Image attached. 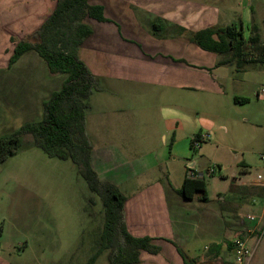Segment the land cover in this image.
<instances>
[{"label": "crops", "instance_id": "0c3cea01", "mask_svg": "<svg viewBox=\"0 0 264 264\" xmlns=\"http://www.w3.org/2000/svg\"><path fill=\"white\" fill-rule=\"evenodd\" d=\"M88 3L102 7L106 19L87 21L92 34L79 51L101 88L95 92L99 99H94V93L89 98L90 105L100 101L101 112L95 113L90 105L86 112L90 164L101 181L114 185L125 196L129 234L158 239L160 253H142L140 264H184L177 248L195 264H230L223 255L232 254L231 242L237 235H245L250 226L241 219L238 228L233 209L228 211L223 204L208 208L209 202L186 200L175 192L186 178L187 155L181 147L186 148L189 138L182 137L187 127L191 128L189 137L194 138L202 128L213 126L216 149H228L227 141L234 147L238 141L241 151L264 146V64L251 63L241 69L218 65V55L189 39L192 33L207 28L233 27L241 30L246 40V35H253L254 26L260 44H264L258 27L264 24V0ZM55 4L56 0H0V63L4 64L0 65V81L20 87L19 98H11V103L31 101L42 107L61 87L64 79L54 85V75L34 52L5 68L15 43L23 40H16L15 32L33 34ZM204 89L215 95V125L191 117L194 110L185 94ZM163 103L168 106H161ZM158 106L166 130L156 126ZM36 109L38 113V106ZM114 119L128 122L131 129L110 131ZM247 162L244 158L239 162L244 175ZM149 174L152 178H145ZM238 180L236 195H264L254 177ZM261 220L257 218L253 231L263 226ZM246 239L252 252L247 264H264V237Z\"/></svg>", "mask_w": 264, "mask_h": 264}, {"label": "rangeland", "instance_id": "374dc122", "mask_svg": "<svg viewBox=\"0 0 264 264\" xmlns=\"http://www.w3.org/2000/svg\"><path fill=\"white\" fill-rule=\"evenodd\" d=\"M258 27L264 40V24L260 23ZM23 32L25 33L15 32V39L33 41L32 34L24 36ZM249 36L246 35V40L243 38L244 52L248 58H254L257 55L251 49ZM7 52L8 48L5 54ZM39 61L44 63L41 59ZM52 77L55 85L60 84L65 76ZM19 92L20 87L18 89L0 81V138L10 135L25 122H36L41 118L40 105L31 101L25 105L11 103V98H19ZM211 93L204 89L198 92L187 91L185 95L188 105L194 110L191 117L213 122L215 125V95ZM94 96V99L100 97L95 93ZM88 103L90 105V101ZM90 106L95 113L101 112L100 101L97 103L94 100ZM161 106L168 105L163 103ZM155 113L156 126L166 130L159 106ZM111 127L110 131L131 129L128 122L116 119ZM190 131L191 128L187 127L182 137L189 138L186 148L184 145L181 147L186 151V167L193 164L194 167H190L198 173L211 169L214 171L204 178L209 202L207 207L215 209L223 204L228 211L233 209L238 228L241 226V219L248 215L254 216L256 220L260 217V225L264 226V195L233 193L240 184L238 178L255 179L256 175L264 177V146L258 145L241 151L242 149H238V141L235 147L227 141L228 149H216L215 127L212 126L202 128L199 134H209L210 138L194 149L193 138L189 137ZM158 147H161L160 142ZM243 158L249 164L245 175L239 165ZM148 176L145 178H152L150 174ZM217 192L222 195H217ZM199 197L200 194H197L194 198L199 200ZM103 224L104 210L101 201L88 190L75 166L69 160L47 157L33 145L30 135L23 136L16 151L0 162V264H86L99 247ZM248 225L253 229L252 225L255 223ZM244 236L248 239L261 238L256 230L250 234L245 233ZM107 254L108 250L103 251L94 264H108ZM223 257L230 264H235L232 254L227 253Z\"/></svg>", "mask_w": 264, "mask_h": 264}, {"label": "trees", "instance_id": "16d2710c", "mask_svg": "<svg viewBox=\"0 0 264 264\" xmlns=\"http://www.w3.org/2000/svg\"><path fill=\"white\" fill-rule=\"evenodd\" d=\"M88 20L105 22L103 8L89 5L88 0H56L53 11L31 35L33 41L23 39L15 43L5 68H11L24 54L34 52L50 74L65 77L59 90L42 102L40 120L24 123L10 135L0 138V162L16 151L25 135H30L33 145L47 157L69 160L89 191L99 197L104 210L99 247L86 264H94L105 250H108V264H140L142 253H160L158 239L136 238L129 234L125 223V196L114 185L101 181L90 164L91 141L86 129V112L90 96L101 88L96 76L79 57L83 42L92 34ZM252 32L249 42L257 55L254 58L247 57L242 31L233 27L207 28L192 33L189 40L200 49L218 55V65L241 69L251 63L264 64V44L259 42L256 27H252ZM242 101L248 102L247 99ZM175 192L186 200L200 194L199 200L208 202L202 180L185 178ZM177 251L184 264H195L178 248Z\"/></svg>", "mask_w": 264, "mask_h": 264}, {"label": "built area", "instance_id": "2783aa9c", "mask_svg": "<svg viewBox=\"0 0 264 264\" xmlns=\"http://www.w3.org/2000/svg\"><path fill=\"white\" fill-rule=\"evenodd\" d=\"M264 91L263 89L261 90ZM210 138L209 134H198L197 138L192 141V147L194 149L198 148L200 143L207 141ZM264 159V157H262ZM214 171L208 170L202 173L195 172L192 167L186 168V178L190 180H202L204 181L205 177L212 175ZM255 185L264 188V177L262 175H256L255 177ZM244 222L247 226L248 224H254L256 222V218L254 216L248 215L245 217ZM260 237L264 235V226H262L259 230ZM246 234H250L253 232L250 227L244 230ZM231 251L234 257L235 264H247L251 258L252 252L251 249L246 244V238L243 233L237 235L235 239L231 242Z\"/></svg>", "mask_w": 264, "mask_h": 264}]
</instances>
